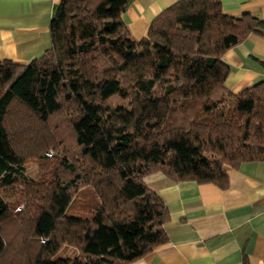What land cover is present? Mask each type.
<instances>
[{"label":"trees","instance_id":"1","mask_svg":"<svg viewBox=\"0 0 264 264\" xmlns=\"http://www.w3.org/2000/svg\"><path fill=\"white\" fill-rule=\"evenodd\" d=\"M128 2L60 0L51 47L0 63V264H131L167 241L145 177L226 189L225 166L264 162V84L233 94L222 61L264 35V21L181 0L135 41L121 20ZM53 122L69 139L50 145L63 152L49 168L41 137ZM30 161L44 167L36 180ZM63 248L74 254L54 258Z\"/></svg>","mask_w":264,"mask_h":264},{"label":"crops","instance_id":"2","mask_svg":"<svg viewBox=\"0 0 264 264\" xmlns=\"http://www.w3.org/2000/svg\"><path fill=\"white\" fill-rule=\"evenodd\" d=\"M181 0H129L121 20L139 41L152 21ZM60 0H0V63L28 64L51 47L49 24ZM223 14L264 21V0H219ZM225 86L237 94L264 84V35L250 34L225 51ZM228 187L144 178L162 200L166 243L131 264H264V162L224 167Z\"/></svg>","mask_w":264,"mask_h":264},{"label":"rangeland","instance_id":"3","mask_svg":"<svg viewBox=\"0 0 264 264\" xmlns=\"http://www.w3.org/2000/svg\"><path fill=\"white\" fill-rule=\"evenodd\" d=\"M112 102L114 104H119L122 103L120 101V99L113 97L112 98ZM68 126H65L63 123H58V122H53L52 126H51V130H49L48 133H46V135H42V140H44L45 136H48V140L45 139V141H49V146L48 148V153L51 155H54L52 158H48V160L44 161V164L49 166V168H52L55 166L56 163V159H61L60 157L56 158L55 156L60 155L62 156L63 149H58L57 151L54 150L53 148L50 147V145L55 146L56 148L61 144H59L60 141H66L68 142L69 139V132H68ZM55 154H54V153ZM73 158V157H72ZM44 169L43 166L39 165L38 161H30L28 163H26L25 165V175L27 177L33 178V179H37L39 178L40 173H41V169ZM24 188H18L16 189L18 192H22ZM3 193V191H0V194ZM79 198V196L76 194L74 196V200H73V207L70 209L71 213H74L77 208H76V200ZM75 204V205H74ZM23 208V204H20L19 209L22 210ZM74 254V250L72 248H63L62 250H60L55 256L54 258L57 257H64V256H72Z\"/></svg>","mask_w":264,"mask_h":264}]
</instances>
